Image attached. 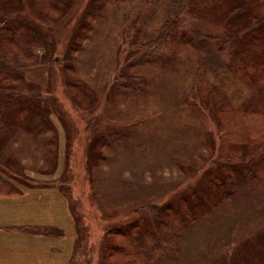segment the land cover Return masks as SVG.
<instances>
[{
  "label": "rangeland",
  "instance_id": "rangeland-1",
  "mask_svg": "<svg viewBox=\"0 0 264 264\" xmlns=\"http://www.w3.org/2000/svg\"><path fill=\"white\" fill-rule=\"evenodd\" d=\"M115 1L119 2H106V10L99 1L96 11L89 13L87 0L72 4L71 12L61 0H25V10L44 24L39 31L51 37L53 53L41 63H32L34 58L17 65L10 59L8 68H18L23 77L4 83L13 86V99L0 97L10 118L22 112L21 121L42 123L38 130L22 124L24 128L13 139L0 140V150H9L5 156L9 163L19 162L27 178L18 183L0 171L21 190L12 196L23 195L21 204L4 207L0 203V264H125L130 256L124 253L128 251L122 254L120 242L129 250L131 238L121 236L129 224L140 217L151 218L149 214L158 213V208L181 192L190 196L194 190L193 195H199L202 185L208 183V171L214 169L212 163L215 167L240 163L233 146L236 135L218 129L236 119L211 118L208 111L199 109L200 115L181 106L188 89L198 87L193 75L199 63L203 66L207 61L211 66L216 60L212 52L205 53L211 51L210 41L198 43L200 53L181 47L170 70L159 69L154 60L144 63L152 51L141 50L139 43L158 37L170 10L158 7L157 0ZM246 1L247 16L250 7L256 8L250 24L264 21V0ZM218 4V0L200 2L202 14L191 21L193 28L208 37L222 36L226 22L218 19ZM151 8L157 11L144 21ZM85 12L90 17L83 22L89 27L80 32L76 48L67 53ZM236 21L240 19L236 17ZM233 29L243 54L226 56L228 65L220 61L221 68H217L218 62L214 68L216 72L231 68L227 77L234 73L235 78L229 82L225 73L220 76L224 80L215 79L214 72L203 77L217 87L210 97L223 93L235 104L234 113L242 115L249 101L242 84L257 89L264 86V73L253 81L248 78L252 63L264 61V42L259 49L258 44L252 46L255 40L251 39L263 40L264 34L261 37L260 31L253 32L248 26ZM52 55H60V61L53 62ZM242 68L249 69L243 73ZM135 76L138 79L131 81ZM13 130L10 127L5 133L11 135ZM258 167L257 178L240 181L238 189L225 192V197L219 183L214 193L217 198L205 208L207 213L180 224L181 232L175 233L178 237L169 238V245L154 255L151 264H208L209 255H217L212 251L219 253L215 260L221 254L227 258L234 243L244 241L262 221L240 223L264 200V187L257 183L264 179L263 160ZM46 192L49 197L43 196ZM6 197L11 196L0 199ZM42 231L44 235L36 234ZM142 232L139 228V235ZM149 234L151 244L157 241L154 233Z\"/></svg>",
  "mask_w": 264,
  "mask_h": 264
},
{
  "label": "trees",
  "instance_id": "trees-1",
  "mask_svg": "<svg viewBox=\"0 0 264 264\" xmlns=\"http://www.w3.org/2000/svg\"><path fill=\"white\" fill-rule=\"evenodd\" d=\"M79 0H61L64 8L71 12L69 9L72 4L78 3ZM99 1L103 3L101 8L106 5V2H119L115 0H87V5L89 6V13L100 6ZM206 2L209 0H157L158 7H168L170 10V17L165 21L164 25L161 28V32L158 37H154L146 41V43H139L138 48L141 50H149L152 51V54L149 58H147V62L144 63H152L156 64L159 69L170 70V65L176 64L178 61L177 52L181 47L187 46L192 50H197L200 53L199 44H204L203 41H210L209 48L211 51L207 50L205 53L212 52L216 56V60L212 62L211 66H208L207 61H204L203 66H198V71L193 75L194 81L198 83V87L191 86L185 97L183 98L182 109L195 110L197 113L202 115V112L199 111L205 110L209 112V116H215L217 118H221L223 120L236 119L235 122H230L229 125L222 127L219 121L218 129H224V132L228 129L231 133L236 135V145L234 144V151H236V158L240 159V163L229 164L227 166H217L213 165L208 171V183L202 185V190H200L199 195H193V191L188 194L185 192H181L178 194L175 199L166 203L162 208H158V212L156 214H149L151 218L144 219L140 217L139 220L133 221L131 224L127 226V232L124 236H129L132 240L131 245L128 244V249H123L122 241L120 242V248L128 251L124 252L127 256H130V261L125 264L135 263L134 261H141V263H149L153 261V257L159 251H163L169 245V238L174 240L175 237H178L176 232H181L179 227L180 224L185 223L189 224V221L197 216L203 215L207 213L205 208H208V204L210 202H214L217 196L214 195L217 186L219 183L222 187V197H225V192L236 191L238 189V184L240 181L244 180L247 183L249 181H253V179L258 177L259 172V164L260 161H264V147H261L264 144V86L261 88H255L253 85L244 84L243 87L248 93V103L245 106L246 111L241 112L242 115L235 114L233 108L235 104H232V100L228 98V96L224 95L220 92L219 96L214 98V96H209L210 92H217V87L213 86V84L206 82L204 80L203 75L214 72L215 79L220 77L222 74H225V78L230 82L233 78H235L236 74L232 73L230 76L232 78L227 77L228 72H220L218 70L215 71V64L218 62L217 68H221L220 61L224 64V66L228 65L226 63V56H237L242 55L240 53V47H242L241 42L238 40L236 31L233 27L237 26H247L253 29V32L260 31L261 37L264 34V21L259 20L256 24H250L249 18H253V13L256 8H249L250 12L248 16L246 15V10H248L249 2L246 0H218V8L216 13H219V21H225L226 26L222 33V36H210L201 33L198 29H194L193 25H191V21L196 18H200L202 12L200 11V7L198 9V4L200 2ZM215 1V0H212ZM257 1V0H256ZM60 4L59 2H57ZM204 4V3H203ZM106 10V6L103 8ZM157 11L156 8L150 9L148 16L144 21H148L153 14ZM238 14L235 15V13ZM89 13L85 12L82 15L80 23L76 26L78 31H76V35L74 36L75 40L70 41L68 46V51H72L76 48L77 42L76 39L81 35V31L84 29H88V25H86L83 20L85 18H89ZM211 14V13H210ZM209 14V15H210ZM88 16V17H87ZM236 17L240 19V21H236ZM44 24L39 21L36 17L25 10V0H0V97H6L8 99H13L10 95V91H12L13 86H7L5 83L6 80H22L23 75L21 72L19 73L18 68L14 71L9 69V66L12 59L17 62V65L24 63L25 61H31L35 58L34 62L43 61L45 58H48L49 53H53V47L50 44L49 35L47 36L45 33H42L39 29L43 27ZM262 29V30H261ZM160 31V30H159ZM159 31L157 33H159ZM79 32V33H78ZM196 33V34H193ZM193 34V35H192ZM259 38V37H258ZM261 38H253L251 39L254 43L252 46L258 44V48L261 49V42H264V36ZM136 39V37H135ZM138 42V40H137ZM199 43V44H198ZM264 45V44H263ZM198 46V47H197ZM246 46L243 47V49ZM195 50V51H196ZM41 53L44 55H38ZM244 51V50H243ZM16 53L20 54L19 57H16ZM53 62L60 61V55H52ZM143 58L145 55H141ZM50 57V56H49ZM57 58V59H56ZM45 61V60H44ZM242 67V62L239 64ZM253 72L249 74L248 78L253 81L254 78H259L264 73V61L258 59V63L254 62ZM169 67V68H168ZM249 68H242V72L245 73ZM138 79L137 76L135 78H131V81ZM221 80H224L220 77ZM236 79L234 81H237ZM219 82V80H218ZM139 84L141 82H138ZM202 87H201V85ZM205 92L202 95L201 92ZM25 98V95H21ZM18 100H23L17 98ZM210 99V100H209ZM234 99V98H233ZM235 100V99H234ZM241 100H237L239 103ZM255 105V107H253ZM261 106V107H260ZM253 107V110L251 108ZM251 111V112H250ZM249 112V113H248ZM10 114H6V108L0 104V131L4 133L0 134V140H10L14 137L13 134L22 131L24 126H30L29 129L38 130L41 128L42 123L35 122L31 119H25L21 121L20 117L24 115L22 112L17 114V117H14L12 114L11 118ZM15 118V119H14ZM212 118V117H211ZM12 120H15L16 124ZM9 121V122H8ZM6 124L9 125L6 128ZM10 127H14L13 133H5L7 129ZM230 128V129H229ZM227 130V131H228ZM253 136V137H250ZM241 145H240V143ZM244 144V145H243ZM8 149L0 150V171L3 175H8L11 181H23L25 182V169L22 168L20 163L19 165L16 162H11L8 156ZM259 152L258 156L257 153ZM251 155V158L248 156ZM224 159H227L224 157ZM230 162V158L228 159ZM2 168V169H1ZM6 169V171L4 170ZM212 170V171H211ZM236 173V177L234 174ZM237 179V181H236ZM251 179V180H250ZM33 180V179H32ZM231 180V183L229 182ZM34 181V180H33ZM19 183V182H18ZM260 184V188L264 187V179L261 181H257ZM199 185V184H198ZM253 192V190H251ZM21 190L17 187V184H13L6 180V178L0 175V196H12L19 195ZM220 193V192H219ZM209 197V198H207ZM250 216L244 215L248 218L245 219L242 217L241 222L247 223L249 220H256L260 218L258 227L250 232L249 237H247L242 242L234 243L236 246L230 250L229 256L223 257V254L219 256V259H214L217 257L219 253L216 251H212L217 255H209L208 264H264V200L262 203H259L252 207L250 211H253ZM152 211V210H150ZM153 212V211H152ZM154 212V213H155ZM210 212V210L208 211ZM73 215V211L71 212ZM141 214V213H140ZM145 214V213H144ZM162 226L165 228L162 231ZM141 228L143 230L142 235H139L138 230ZM180 229V230H179ZM149 231L154 233V237L157 241L151 244L150 240L151 236ZM171 233H169V232ZM155 232L158 235H155ZM51 234V232H49ZM36 234H45L44 231L42 233ZM56 234V231H55ZM171 236V237H170ZM231 244V243H230ZM212 258H211V257ZM231 258H233L231 260ZM206 260V259H205ZM136 264V263H135Z\"/></svg>",
  "mask_w": 264,
  "mask_h": 264
},
{
  "label": "crops",
  "instance_id": "crops-1",
  "mask_svg": "<svg viewBox=\"0 0 264 264\" xmlns=\"http://www.w3.org/2000/svg\"><path fill=\"white\" fill-rule=\"evenodd\" d=\"M44 195V197H49V192H46V193H43ZM23 196V195H22ZM22 196L21 197H17V196H11V197H6V199H4V198H1L0 199V203L1 204H3V206L4 207H7L6 205H8V204H10V203H12V204H21L20 202V200H21V198H22ZM12 198V199H11ZM49 203V202H48ZM23 204H26V203H23ZM11 207V206H10ZM14 214L15 215H17V214H19V213H16V212H14ZM37 238H41V237H37ZM40 240H46L45 238H42V239H40ZM39 240V241H40Z\"/></svg>",
  "mask_w": 264,
  "mask_h": 264
},
{
  "label": "water",
  "instance_id": "water-1",
  "mask_svg": "<svg viewBox=\"0 0 264 264\" xmlns=\"http://www.w3.org/2000/svg\"><path fill=\"white\" fill-rule=\"evenodd\" d=\"M57 59V58H56Z\"/></svg>",
  "mask_w": 264,
  "mask_h": 264
}]
</instances>
